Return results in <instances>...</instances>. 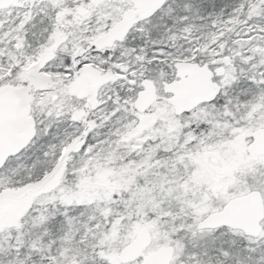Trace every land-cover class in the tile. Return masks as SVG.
Wrapping results in <instances>:
<instances>
[{
    "label": "snow or ice",
    "instance_id": "1",
    "mask_svg": "<svg viewBox=\"0 0 264 264\" xmlns=\"http://www.w3.org/2000/svg\"><path fill=\"white\" fill-rule=\"evenodd\" d=\"M0 264H264V0H0Z\"/></svg>",
    "mask_w": 264,
    "mask_h": 264
}]
</instances>
